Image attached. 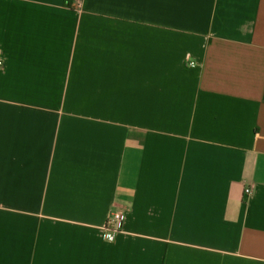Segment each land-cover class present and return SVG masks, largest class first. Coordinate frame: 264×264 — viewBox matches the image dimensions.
I'll return each instance as SVG.
<instances>
[{"label": "crops", "instance_id": "obj_1", "mask_svg": "<svg viewBox=\"0 0 264 264\" xmlns=\"http://www.w3.org/2000/svg\"><path fill=\"white\" fill-rule=\"evenodd\" d=\"M0 61V264H264V0H0Z\"/></svg>", "mask_w": 264, "mask_h": 264}, {"label": "built area", "instance_id": "obj_2", "mask_svg": "<svg viewBox=\"0 0 264 264\" xmlns=\"http://www.w3.org/2000/svg\"><path fill=\"white\" fill-rule=\"evenodd\" d=\"M186 61L187 62L190 61L189 56L186 57ZM1 66H2V61H0V67ZM244 194L247 196L250 195L251 194L250 188L244 189ZM125 219H126V214L121 210L110 212L107 218L106 226L103 231V235H102L103 239L109 241L114 237L115 234L121 232L123 229Z\"/></svg>", "mask_w": 264, "mask_h": 264}]
</instances>
